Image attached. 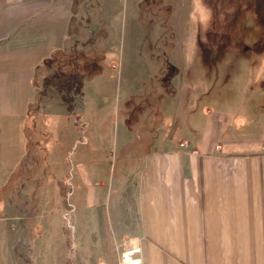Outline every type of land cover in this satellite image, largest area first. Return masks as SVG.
<instances>
[{
	"label": "crops",
	"instance_id": "crops-1",
	"mask_svg": "<svg viewBox=\"0 0 264 264\" xmlns=\"http://www.w3.org/2000/svg\"><path fill=\"white\" fill-rule=\"evenodd\" d=\"M95 1L93 5L89 0H18L16 8L0 11L5 20L0 32V207L11 215V190L20 187L22 195L50 169L36 143L40 124H47L46 118L61 124L72 117L69 134L72 139L82 135L71 149L72 155L83 152L77 165L73 163L61 180L48 174L45 181L57 186L48 183L45 188L40 181L36 187L47 197L56 195L58 202L57 192L66 186V212L74 221L78 210L85 213L81 219L93 210L106 255L109 234L112 252L117 246L122 255L128 242L139 249L135 258L140 264H264V113L253 119L250 129L243 128L246 119L241 115L225 119L212 109L200 122L192 117L196 108L190 105L202 88H185L173 109L150 120L146 139L144 132L138 134L141 125H128L124 118L114 123L109 149L103 145L109 133L101 122L106 106L97 101L105 88L87 92L80 83L79 98L67 102L53 91L68 88L62 74L72 70L68 56L87 44V21L98 28L93 32L97 39H91L97 50L106 33L116 41L103 53L104 61L113 52L120 59L121 75L140 67L142 0ZM57 54L66 58L60 61ZM73 73L83 77L77 68ZM139 89L127 88L124 93L132 96ZM29 127L34 147H29ZM182 142L186 147L180 146ZM29 148L36 158L35 181L20 182L13 175ZM2 211L0 264H26L20 257L21 234L11 229V217ZM37 247L36 243L30 248L33 260Z\"/></svg>",
	"mask_w": 264,
	"mask_h": 264
},
{
	"label": "rangeland",
	"instance_id": "rangeland-1",
	"mask_svg": "<svg viewBox=\"0 0 264 264\" xmlns=\"http://www.w3.org/2000/svg\"><path fill=\"white\" fill-rule=\"evenodd\" d=\"M17 1L5 4L6 0H0V11H11L17 7ZM89 3L95 5L96 1L89 0ZM139 8V25L144 33L140 36L141 51L138 55L142 58L140 67H136L133 73H119L120 59L114 57L112 51L109 60H103V53L116 41L110 40L111 34L106 33L103 35L105 42L97 46L98 51L95 42L91 41L92 38L97 39L93 32H98L92 20L84 22L85 48L79 45L75 51L76 68L83 76H76L75 79L79 84L83 83V91L105 88L98 94L97 100L98 103L103 101L106 106L101 122L107 126L109 136L103 145L110 149L114 123L123 118L128 125H141L138 134L140 136L144 132L143 139H146L151 133L146 128L150 120H156L164 111L173 109L185 88H202L198 99L194 95L191 98L190 107L196 108L192 117L197 121L202 122L206 111L212 109L225 119L239 114L246 119L243 128L254 127L253 119L264 113V0H142ZM91 17L94 20L95 15ZM4 26V14L0 13V32ZM56 58L61 61L66 56L57 54ZM74 73L77 74L76 71ZM127 88L141 89L128 96L124 93ZM169 88H177L178 92L172 93ZM53 91L61 98L68 95V88H55ZM126 96L127 101L123 103ZM59 101L63 105L61 99ZM70 118L69 123L59 124L46 118L47 124L44 121L40 124L42 132L36 143L43 148L40 156L50 164L51 172L46 170L36 180L41 181L45 188L50 187L52 182L45 181L48 174L55 181L56 178H66L67 171L83 153L71 154L75 139H80L82 135L78 133L72 139L69 132L74 125L73 118ZM30 130V127L26 129L32 142L29 147H34L36 143L33 144L34 136ZM79 146L83 147L81 143ZM29 149L22 165L26 168L32 165L31 173L36 158L33 150ZM109 159L107 169L111 162ZM39 160L42 163V159ZM113 168L114 161L112 171ZM55 181L52 185L57 186ZM36 186L23 190L22 195L20 187L11 190V215L2 205L0 207L7 217H11V229H18L21 234L19 240L24 246V253L20 257L26 264L122 263V249L118 253L117 246L113 247L111 255H106L103 250L104 238L99 236L93 210L86 211L88 216L85 219H81L85 213L78 210L74 221L71 213L66 212L69 208L66 186L62 185L57 192L58 202L56 195L47 197L44 189ZM15 216L21 219L17 220ZM36 243L38 251L34 252L36 259L33 260L30 248ZM126 248L125 243L123 249Z\"/></svg>",
	"mask_w": 264,
	"mask_h": 264
},
{
	"label": "trees",
	"instance_id": "trees-1",
	"mask_svg": "<svg viewBox=\"0 0 264 264\" xmlns=\"http://www.w3.org/2000/svg\"><path fill=\"white\" fill-rule=\"evenodd\" d=\"M68 58H70L68 63L70 65H72V70H70V72L67 73V75L66 74H62L64 76V78L66 79L67 85H68V95L67 96H62L63 100L66 101V102L67 101H71V98H73V97L79 98V96H80V94H79V92H80V84L78 82H76V79H75L76 76L73 73L74 69H76V66H77V64H76V56H75V54H70L68 56ZM69 78H71V79H69ZM68 80H70V81H68ZM74 100H76V98H74ZM22 164H20V168L21 169L19 168L18 169L19 171L17 170L14 173L13 176H16V179H20V182H24L25 180H31V177H34V175H35V171L31 172L33 174L32 175L30 173V169L32 167L31 168H29V167L26 168V166L23 167ZM28 171H29V174H28ZM106 246H107L106 247L107 248V254L111 255V247L112 246H111V237L109 236V234L106 236Z\"/></svg>",
	"mask_w": 264,
	"mask_h": 264
},
{
	"label": "water",
	"instance_id": "water-1",
	"mask_svg": "<svg viewBox=\"0 0 264 264\" xmlns=\"http://www.w3.org/2000/svg\"><path fill=\"white\" fill-rule=\"evenodd\" d=\"M139 252V249L138 248H136V249H132V250H127V251H125V252H123L122 253V255H121V258H122V261L124 262V263H126V259L128 258L127 257V255L129 256H134V258H135V255H137V253ZM137 257V256H136ZM138 258V257H137ZM138 264H140V260H139V258H138Z\"/></svg>",
	"mask_w": 264,
	"mask_h": 264
},
{
	"label": "bare ground",
	"instance_id": "bare-ground-1",
	"mask_svg": "<svg viewBox=\"0 0 264 264\" xmlns=\"http://www.w3.org/2000/svg\"><path fill=\"white\" fill-rule=\"evenodd\" d=\"M127 259H126V263H124L123 261H122V263L121 264H138V258L136 257V258H134V256H128L127 255Z\"/></svg>",
	"mask_w": 264,
	"mask_h": 264
},
{
	"label": "built area",
	"instance_id": "built-area-1",
	"mask_svg": "<svg viewBox=\"0 0 264 264\" xmlns=\"http://www.w3.org/2000/svg\"><path fill=\"white\" fill-rule=\"evenodd\" d=\"M186 143H184V142H182V143H180V146H182V147H186ZM127 244V248H126V250H131L132 248H131V246L129 245V243L127 242L126 243Z\"/></svg>",
	"mask_w": 264,
	"mask_h": 264
}]
</instances>
